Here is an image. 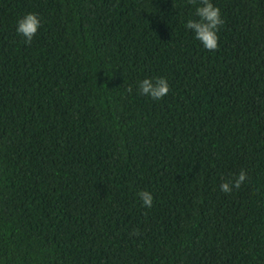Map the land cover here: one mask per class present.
<instances>
[{
	"label": "trees",
	"instance_id": "1",
	"mask_svg": "<svg viewBox=\"0 0 264 264\" xmlns=\"http://www.w3.org/2000/svg\"><path fill=\"white\" fill-rule=\"evenodd\" d=\"M212 2L214 51L190 0H0L3 264H264V0Z\"/></svg>",
	"mask_w": 264,
	"mask_h": 264
},
{
	"label": "clouds",
	"instance_id": "2",
	"mask_svg": "<svg viewBox=\"0 0 264 264\" xmlns=\"http://www.w3.org/2000/svg\"><path fill=\"white\" fill-rule=\"evenodd\" d=\"M190 2L195 6V18L187 19L183 25L185 30L193 33L195 40L205 50H216L219 41L218 33L224 24L220 9L212 0H190ZM40 28L41 18L33 12L23 14L15 23V31L26 45L32 42ZM128 90L131 91V89ZM136 91L139 95L159 101L169 93L170 86L164 77L144 78L137 82ZM246 181L247 174L241 170L238 175L222 182L219 185V191L225 195L231 194L234 190L240 189ZM136 195L142 207L149 209L153 207L154 196L150 191L143 190ZM0 264H3V261H0Z\"/></svg>",
	"mask_w": 264,
	"mask_h": 264
}]
</instances>
